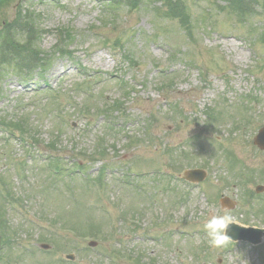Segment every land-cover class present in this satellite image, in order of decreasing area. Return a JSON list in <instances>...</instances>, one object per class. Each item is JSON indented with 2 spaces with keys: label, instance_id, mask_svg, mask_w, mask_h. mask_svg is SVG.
Wrapping results in <instances>:
<instances>
[{
  "label": "rangeland",
  "instance_id": "obj_1",
  "mask_svg": "<svg viewBox=\"0 0 264 264\" xmlns=\"http://www.w3.org/2000/svg\"><path fill=\"white\" fill-rule=\"evenodd\" d=\"M152 1L138 0L134 9L124 3L106 26L102 19L111 18H104L100 0H5L0 6V25L19 12L34 16L41 34L33 49L50 60L48 70L33 72L24 85L13 73L0 78V121L24 115L36 130L24 134L32 145L3 139L0 132L6 234L0 264H104L99 256L111 259L110 251L120 253L116 264H264V237L259 246L212 249L204 230L214 215L264 226V189L249 197L241 184L247 178L252 189L264 186V150L254 144L252 125L264 124V60L258 64L264 41L251 34L264 32L263 17L241 24L224 12L221 0L219 7L216 0H176L194 18L190 33L178 20L154 16L145 6ZM203 12L213 14V25L199 21ZM67 28L78 36L72 44L63 41L67 52L57 54V35ZM121 37L133 64L115 47ZM244 38L256 43L259 55ZM169 68L177 69L169 73L175 77L165 75ZM202 71L211 85L199 80ZM109 75L125 80L130 95ZM164 77L173 82L163 85ZM226 85L234 88L230 101L221 95ZM248 93L253 96L244 99ZM117 103L118 109H108ZM255 116L259 122L251 121ZM56 158L94 176L107 166L103 188L74 170L53 178L48 169ZM193 167L209 173L197 208L177 200L182 186L165 190L167 181L160 180ZM129 180L137 184H124ZM226 195L230 206L217 200ZM210 199L213 204L204 201ZM115 217L117 236L109 226ZM70 254L74 260L66 258Z\"/></svg>",
  "mask_w": 264,
  "mask_h": 264
},
{
  "label": "trees",
  "instance_id": "obj_2",
  "mask_svg": "<svg viewBox=\"0 0 264 264\" xmlns=\"http://www.w3.org/2000/svg\"><path fill=\"white\" fill-rule=\"evenodd\" d=\"M242 1L252 2L256 0H242ZM202 17L204 18V15H202ZM21 23H25V22L20 21L12 25L6 33L0 34V49L4 51L5 60H11L13 59L12 58L13 56H15L16 54L18 55L17 53L18 43H17L16 37L13 36L11 33H13L14 31H22L25 33L26 31L27 34L29 35V40H27L26 43H24L25 45L27 44L32 45L34 42V39H36V33H34L33 24L31 22L30 23L27 22L25 26L21 28L20 27ZM65 34H66V40L67 39L71 40L74 35L73 31L70 28H68V30L65 31ZM38 57H39L38 52H35L33 50V59L28 56L25 58L28 62H34L35 60H37ZM11 61L14 62L13 60ZM26 64H29V63H26ZM26 118L27 117L24 115H21L19 117L15 116V119L14 118L10 119L9 125L12 127L13 130L19 131L22 134H26L27 132L29 133L35 132L36 130L34 128V125L31 123V121H27Z\"/></svg>",
  "mask_w": 264,
  "mask_h": 264
},
{
  "label": "clouds",
  "instance_id": "obj_3",
  "mask_svg": "<svg viewBox=\"0 0 264 264\" xmlns=\"http://www.w3.org/2000/svg\"><path fill=\"white\" fill-rule=\"evenodd\" d=\"M239 225L231 215H214L204 224L207 243L212 249H224L231 242L227 230L230 225Z\"/></svg>",
  "mask_w": 264,
  "mask_h": 264
}]
</instances>
